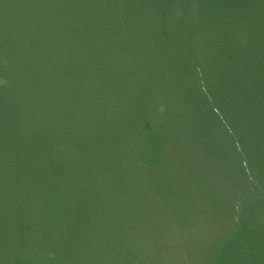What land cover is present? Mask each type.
<instances>
[{
    "label": "water",
    "instance_id": "obj_1",
    "mask_svg": "<svg viewBox=\"0 0 264 264\" xmlns=\"http://www.w3.org/2000/svg\"><path fill=\"white\" fill-rule=\"evenodd\" d=\"M0 264H264V0H0Z\"/></svg>",
    "mask_w": 264,
    "mask_h": 264
}]
</instances>
